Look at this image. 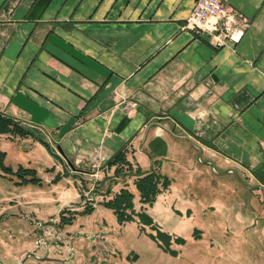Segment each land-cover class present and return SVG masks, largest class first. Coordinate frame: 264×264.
<instances>
[{
  "label": "crops",
  "instance_id": "1",
  "mask_svg": "<svg viewBox=\"0 0 264 264\" xmlns=\"http://www.w3.org/2000/svg\"><path fill=\"white\" fill-rule=\"evenodd\" d=\"M223 1L245 18L237 42L186 27L195 0H0V113L83 179L93 163L112 176L123 151L142 170L157 161L170 185L152 204L141 207L133 176L112 189L164 230L229 212L232 183L242 219L264 223V0ZM92 215L73 228L138 233L137 218L119 224L104 205Z\"/></svg>",
  "mask_w": 264,
  "mask_h": 264
},
{
  "label": "rangeland",
  "instance_id": "2",
  "mask_svg": "<svg viewBox=\"0 0 264 264\" xmlns=\"http://www.w3.org/2000/svg\"><path fill=\"white\" fill-rule=\"evenodd\" d=\"M0 135L12 143H2L10 147L8 152L0 149L4 153L0 156V264H264V223L250 222L253 213L250 220L242 219L235 198L240 187L235 183L225 200L229 212L210 207V214L196 215L197 223L177 231L164 230L153 221L167 234L161 240L149 236L156 234L155 224L139 222L138 233L125 238L123 229L108 221L98 220L91 231H82L73 228L74 220L93 216L101 202L117 191L113 185L125 177L96 187L94 183L105 177L99 173L100 165L89 167L94 173L88 174L91 183L72 175L70 167L46 149L41 153L24 140L32 135ZM53 150L58 152L55 146ZM131 151L132 147L127 150ZM33 157L40 161L32 162ZM49 174L53 178L46 181Z\"/></svg>",
  "mask_w": 264,
  "mask_h": 264
},
{
  "label": "trees",
  "instance_id": "3",
  "mask_svg": "<svg viewBox=\"0 0 264 264\" xmlns=\"http://www.w3.org/2000/svg\"><path fill=\"white\" fill-rule=\"evenodd\" d=\"M3 133H17L23 136L32 135V133L15 122L12 118L0 113V134ZM3 154L4 153L0 151V156H3ZM0 164H2V158L0 159ZM108 165H114V172L112 176L104 177L105 181L108 180L113 182L114 179L119 177L133 176L136 188L140 194V201L146 205L152 204L156 196L163 189L168 188L170 184L169 178L159 170L157 161L154 162V165L149 170H142L134 160L128 159L126 153L123 151L110 159ZM100 187L103 186L101 185ZM107 191H109V189H107ZM101 204L113 210L119 224H124L136 218L141 226L145 224L154 226L155 224L152 218L146 214L142 208L139 211L135 210L133 193L125 187L113 192V196L110 199L102 201ZM156 226V234H149V236L153 239L161 240V236H166L167 234Z\"/></svg>",
  "mask_w": 264,
  "mask_h": 264
},
{
  "label": "built area",
  "instance_id": "4",
  "mask_svg": "<svg viewBox=\"0 0 264 264\" xmlns=\"http://www.w3.org/2000/svg\"><path fill=\"white\" fill-rule=\"evenodd\" d=\"M238 17L240 21L223 0H195L185 25L194 31H200L209 23L214 30L225 31L226 36L237 42L243 34V29L238 24L245 23L242 15Z\"/></svg>",
  "mask_w": 264,
  "mask_h": 264
},
{
  "label": "water",
  "instance_id": "5",
  "mask_svg": "<svg viewBox=\"0 0 264 264\" xmlns=\"http://www.w3.org/2000/svg\"><path fill=\"white\" fill-rule=\"evenodd\" d=\"M196 147H198L199 148V145L193 140V139H191L190 137H187ZM57 149H58V151H60L61 153H62V150L59 148V147H57ZM69 163V165H70V167L72 168V169H75L74 168V166L72 165V163H70V162H68ZM213 171H214V168H213ZM86 181H88V182H91V183H94V181H93V179L92 178H84ZM94 185L96 186V187H99V186H101L102 185V183L100 182V183H94ZM36 258H38V259H40V260H49V259H52V258H50V257H38V256H36Z\"/></svg>",
  "mask_w": 264,
  "mask_h": 264
}]
</instances>
